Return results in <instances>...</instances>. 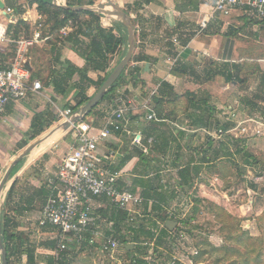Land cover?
<instances>
[{
  "label": "crops",
  "instance_id": "0c3cea01",
  "mask_svg": "<svg viewBox=\"0 0 264 264\" xmlns=\"http://www.w3.org/2000/svg\"><path fill=\"white\" fill-rule=\"evenodd\" d=\"M1 1L5 6L7 1H11L16 7V10L14 9L16 20L10 24H14L17 19L27 22L33 30L30 37L32 38L34 32L38 31L33 29L39 18L35 4L31 5L30 0ZM99 1L95 0V3ZM66 2L67 0H51L52 4L59 6H66ZM213 2L214 0H157L148 4L142 3L138 9L139 17L136 25L137 32L141 31V36L136 37L134 52L125 71V79L112 89L110 88L108 97L97 105L89 118H87L89 115H86L83 119L92 125L93 133H96L102 126L104 117L114 108L113 99L117 95L123 96L126 104L124 116L127 122L121 130L111 131L110 135L99 143L98 152L107 168L121 172L119 187L137 192L144 198L143 204L140 205L144 211H136L132 208L133 206H130L125 209L128 216L130 212H135L141 217L149 216V219L156 221L160 227L162 226L161 217L172 219L166 213L167 209L171 208L169 205L183 203L185 198H188V193L195 190L197 186L201 188L203 185L202 182L196 183L198 176L191 175L198 165V155H200L198 151L201 150L200 145L205 148L208 135L213 138H219V135L213 133L211 129L187 126L190 119L179 110L183 106L182 102L172 121L153 120L158 127L157 132L154 133V137L158 136L156 137L158 144L161 141L160 136L167 129H173L174 134L168 138V147L162 149L165 155L161 150L151 151L148 147L152 144L153 136L151 135L153 134L146 139V144L142 139L148 135L147 127L151 124V121L146 119V106L151 108L152 96L158 93L159 87L165 85L168 88V99L173 98L175 94L192 91L198 93L200 97L206 96L207 103L217 108L212 98L227 97L231 93L236 94L235 97H237L241 92H254L264 72V21L256 20L246 8H234L227 14H216L211 17ZM101 15V23L106 28H112L118 22L114 18ZM129 16L134 18L135 14L132 13ZM113 32L117 34L116 31ZM8 37L11 40L21 38L12 39L9 34ZM43 38L47 39V37ZM174 38L176 43L172 41ZM46 39L34 43L23 53L30 73H38L42 78L47 77L49 65H52L54 71L61 69L58 60L52 59V56L56 54V52L53 53L54 46L50 45ZM185 40L186 44H182ZM167 42L173 45L169 55L176 57L178 61L173 65H170L167 59L169 57L166 53ZM57 50H60V61L69 63L77 69L85 66V58L75 44L63 40L57 44ZM114 55L106 71L113 66ZM15 56L14 43H5L0 51L1 65L8 67ZM207 59L220 63L245 65L249 82H255V84L248 85L247 81L245 88H241L226 82L222 76H216L208 82H201L205 75L204 62ZM175 65L181 66V70L185 73L173 72ZM188 67H192L191 71L195 74L190 73ZM106 71H90L88 76L98 83L104 78ZM195 75H198V78ZM33 80L41 83L40 91L30 92L19 102L8 103L0 117V172L10 163L15 154L59 121V111L70 108L66 105L75 104L72 95L64 98L54 92L51 84H44L39 77H34ZM218 80L225 84L219 91L217 87L219 83H215ZM96 91L95 85L89 86L85 95L89 99ZM223 107L236 110L233 104ZM235 116L236 111L229 117L230 121L235 123L230 133L235 131L237 123L240 122ZM33 134H36L35 138L30 139ZM137 134L141 137L139 145L133 142V137ZM164 143L161 144L164 145ZM61 150L62 148H59L51 155L43 153L36 159L37 161L40 160L39 158H45L42 167L44 182L34 180L31 184L35 187H38V183L40 186L43 185L42 188L48 195L51 190V180L54 179L63 158ZM140 150L144 154L143 158L138 155ZM176 154L179 159L173 160ZM206 170L203 164L199 176ZM164 179H167L166 183ZM186 179L188 184L184 181ZM93 207L98 224L101 221L100 215L106 214L110 217L112 209L115 208L106 198L97 199ZM103 219L111 224L105 216ZM48 231L51 234V230ZM87 244H89L88 241Z\"/></svg>",
  "mask_w": 264,
  "mask_h": 264
},
{
  "label": "rangeland",
  "instance_id": "374dc122",
  "mask_svg": "<svg viewBox=\"0 0 264 264\" xmlns=\"http://www.w3.org/2000/svg\"><path fill=\"white\" fill-rule=\"evenodd\" d=\"M118 1L120 7L124 9V3H129L130 0ZM131 19L133 18L131 17ZM134 35L136 38L138 33L134 31ZM125 51L126 45L123 44L114 55L113 67L118 59L124 56ZM215 83H219L217 84L218 91L225 86L221 80ZM249 84H255V82H249L248 80ZM251 93L241 92L237 97H235L236 94L232 93L227 97L219 98L216 96L212 98V102L217 107L218 115L217 113L215 115L217 120H224L231 116L230 111L229 114H226L228 110H225L223 106L234 105L236 108L235 118L240 121V128L232 133L233 135L237 134L234 137L245 140L244 150L252 154L258 163L247 166L244 157L238 153L239 155L233 158L237 161L240 169L245 167L244 174L241 175L235 169L232 165L233 158L229 157H224L216 162L219 164L217 169H220L219 174L221 177L218 176L215 169L202 171L200 176L198 173L199 179L196 183L202 182L201 188L197 186L195 190L188 193V198H185L183 203L169 205L173 208L172 219L177 220V224L173 228L174 231L162 237L163 239L159 245H155L156 242L152 239L147 240L148 243L142 246L143 253L145 252L146 255L141 254L138 259L144 261L145 264H170L173 258H177L178 264H226L227 259L252 260L251 257L255 256L257 252H264V191L262 193L258 191V189L264 187V110L250 109L249 106L245 105L244 101L249 99ZM89 117L90 115L87 116V118ZM55 123L48 131L57 125L58 121ZM241 127L244 130H241ZM211 130L216 134L214 127ZM71 134L72 132L68 130L60 136L57 135L49 143L43 146L42 144L38 145L27 156L23 157L22 161L20 160V166L16 169L14 166L10 173V177L11 175L13 177L10 178L2 192L0 206L2 209L6 194L13 182H16L10 207L14 206L15 203V206L27 205L28 208L22 215L17 217L8 208L7 210L10 216H14L12 224L16 223L17 226L14 231L24 233L29 251L35 249V252H27L22 256L13 255L11 258L13 264H45L42 256L51 255V251L44 248V243L49 240L56 241V239L52 238L54 235L49 234L48 230L43 231L38 226L39 212L44 202L41 200L42 193H37L31 203L26 204L25 201L31 195L33 189H42L43 186H40L39 183L38 187L31 184L34 180L44 182L42 167L45 158H39L40 160L37 161L36 159L43 153L51 155L59 148H62L61 151L64 156L68 151V147L73 143ZM222 139H225V136ZM235 144L240 146L242 142H230L229 148L235 149ZM20 152L14 155L10 163ZM10 163L5 165L0 172V179ZM164 180V183H166L167 179ZM194 199L200 200L197 205L198 212L196 213H193L192 210L193 205H195ZM132 208L136 211H144L143 207L140 208V205L137 207L133 205ZM191 216H194L192 221L189 220ZM100 219L99 224L97 223L100 234H109L121 241L113 255L100 250L98 243L100 237L94 244H86L85 241L89 236L87 235L84 241L67 240L66 249L60 251L57 256H51L57 258L60 253L65 252L68 258L72 256L68 264H129L136 257L127 254L125 243L121 240V236L126 235L127 229L132 228L137 231L139 226L143 225L144 229L151 231L155 236L161 234L162 226L160 227V224L149 219V216L141 217L135 212H130L126 221L118 223L111 221V224H109L103 219L102 215H100ZM65 238L70 239V236L67 235ZM158 254L159 259H155ZM244 256L246 257L242 258ZM29 257H34V261H29ZM262 258H264V255L260 260L261 264H264ZM218 259L226 260L216 261Z\"/></svg>",
  "mask_w": 264,
  "mask_h": 264
},
{
  "label": "trees",
  "instance_id": "16d2710c",
  "mask_svg": "<svg viewBox=\"0 0 264 264\" xmlns=\"http://www.w3.org/2000/svg\"><path fill=\"white\" fill-rule=\"evenodd\" d=\"M154 1L157 0H134L132 3H124V10L126 11V13L129 15L132 13L135 14V17L131 19L135 27V32H137L138 30L136 28V25L138 24L137 18L139 17V15L137 13L139 6L142 3L148 4ZM29 3L31 5L35 4L37 13L39 15V18L36 20L33 29L38 30L41 35V38L47 37V42L50 45L54 46L55 50L53 49V53L56 52L55 56H52V59H56V61L58 60L59 64L61 65V69L59 71H54L52 69V65H49V72L47 77L45 78L40 77L38 73H31V80H33L34 77H39V79L43 81L44 84H51L53 86L54 92L63 96L64 98H67L72 95L75 104L72 106H66H69L72 110L78 109L88 100L85 95L86 89L92 85H95L98 89L100 85L104 82V80L107 78V76L110 74L111 70L113 69V66L108 71L106 70L109 68L113 55L116 53L119 47L125 44L127 51L126 28L120 22L115 23L114 27L112 28H106L101 23L102 15L100 13L87 9L74 10L71 8L75 6L79 7L83 5H93L95 3V0H67L65 7L52 4L51 0H30ZM6 5L13 7L16 10V7L12 4L11 1H7ZM67 26L70 27V31L66 35L60 34V30L63 27ZM32 31L33 30L31 29L30 25L22 19H17L14 24H10L8 26V34L12 39H17L19 37L30 38L32 35ZM113 31H116L117 34H115ZM137 33L138 36H141L140 30ZM63 40L65 42L75 44L80 48L86 62L83 68L77 69L69 63L60 61V50L56 51V48L57 44ZM186 42V40L182 41V44H186ZM166 45L171 52V48L173 47L172 43L167 42ZM120 59H118L116 64L120 61ZM177 62L178 61H176L175 63ZM204 63L205 64L203 67L205 75L201 79V82H208L216 76H222L226 82L236 84L241 88H245L248 81V73H246L247 68L245 67V65L241 66L234 63H220L212 59H207ZM176 65L172 69L173 72L185 73L184 70H181V66L176 67ZM127 67L128 66H126L121 76L112 85L111 89L115 85H117L121 80L125 79V71L128 69ZM188 68L190 69V73L195 74L194 71H191L193 70L191 69L192 67ZM90 71H106V75L98 83H95L88 76V72ZM195 77L198 78V75H195ZM261 78L262 79L260 80V83L256 90L249 95L248 100L246 99L244 101L245 105L249 106L250 109L264 110V72L262 73ZM108 95L109 93H107L101 101L105 100ZM101 101H99L97 105H99ZM182 102L183 106H181L179 110L189 117L190 122L187 126L194 127L196 129H212L214 127L216 132L220 131L218 133L219 138H213L212 136L208 135L205 148L201 147L200 145L201 150L199 149L198 151L200 154L198 155V165L194 173H192V177H197V174L200 172V168L203 166V164H205L207 170L215 169V172L218 174V176H220V169H217L219 164H217L216 162L220 159L222 160L224 157L233 158L234 156L239 155L238 153H240L242 157H244L245 165L248 166L252 165V163H258V161H255V159L253 158L252 154L244 150L243 144L245 140L242 138L234 137V135L229 132L230 129L235 126V124L231 123L232 121H230V118L224 120L216 119L215 115L216 113L218 115V112L216 111V108L214 106H211L207 103L206 96L200 97L198 93L192 91H185L181 94H175L173 98L168 99V88L163 85L161 86V88L159 87L158 93L152 96L151 108L157 120L167 119L172 121V119L176 117L177 108L181 105ZM97 105L90 111L88 115L94 112ZM150 121L151 124H149L147 127L148 135L142 140L146 144V139L149 137V135L153 134L151 135L153 136L152 144L149 145L148 149L150 148V150L153 152H158L159 150H161V152L164 154L162 149L168 147V138H170L171 135L174 134V130L171 128L167 129L168 133L167 131H165V133L160 136L161 141L158 144V138H156L158 136L156 135V137H154V133L157 132L158 127H156L153 120ZM35 136L36 134L31 135L30 139L35 138ZM223 136H225V139H222ZM234 141H241L242 144L240 146L238 144H235V149L229 148L230 142ZM162 142H165L164 145L161 144ZM138 155L142 158L144 156L141 150L138 151ZM178 159L179 156L176 154L175 159L173 160ZM232 160V165L235 167V169L239 171L241 175L244 174L245 167H242V169H240L237 161L234 160V158ZM21 161H19V163L15 165V169L20 166ZM184 181L186 184H188L187 179ZM15 183L16 182H13L8 193L6 194L2 209L0 211L2 242L6 249L8 264H13L11 260L13 255L22 256V254H26L27 252H35V249H32L30 251L28 250L26 246L27 238L25 237L24 233H16L14 231V229H16L17 227L16 223L12 224L14 216H10L7 210L8 208L9 211L17 217L22 215L28 208L27 205H22L19 207L15 206V203V207H10V201L12 199V193L14 191ZM253 187L255 188L254 185ZM258 191L259 193H262L264 191V187L258 189ZM37 193H42L41 200L42 202H45L48 197V194L47 191L42 188L33 189L31 195L28 196L25 203H29V199L37 195ZM33 199H31L30 202H32ZM194 201L195 205H193L192 210L193 213H196L198 212L197 205L200 203V200L194 199ZM103 216H105V218H108L110 221H115L116 223H118L121 221H126L128 218V213L125 209L120 210L115 207L112 209L110 217L106 214ZM193 217L194 216H191L189 220L192 221ZM168 219L169 218L164 216L161 217L162 231L160 232L161 234L156 236L151 231L144 229L143 225L139 226V229L137 231L133 230L132 228L127 229L128 231L126 232V235L121 236V240L123 243H125V245L128 243L133 245V249L126 250L125 248V251L127 252V254L135 255L136 257L129 264H145L144 261L138 258L141 254L146 255L145 252L143 253L144 250L142 249V246L148 243L147 240L150 241L154 239L156 242L155 245H159L161 240L163 239L162 237H165L168 233H172L174 231H169L165 227V222ZM45 230L50 229L44 228L43 231ZM85 242L87 244V241ZM44 245L45 249L54 250L56 246V241L49 240L44 243ZM263 255L264 252L261 253L259 251L255 256L251 257L252 260L241 261L240 259H227L228 261H226V264H261L260 260ZM70 257L68 258L67 253L62 252L57 258L51 255H45L42 256V259L43 261H45V264H68L71 261ZM158 257H160L159 254L155 257V259ZM245 257L246 256L242 258ZM263 259L264 258H262V260ZM224 260L226 259H218L216 261ZM29 261H34V257H29ZM175 264L178 263L176 262Z\"/></svg>",
  "mask_w": 264,
  "mask_h": 264
},
{
  "label": "built area",
  "instance_id": "2783aa9c",
  "mask_svg": "<svg viewBox=\"0 0 264 264\" xmlns=\"http://www.w3.org/2000/svg\"><path fill=\"white\" fill-rule=\"evenodd\" d=\"M234 8H246L249 13L259 21H264V0H214L211 14H227ZM16 20L14 8L5 6L0 9V51L5 43H14L16 56L8 67H3L0 62V117L5 107L10 102H19L27 97L30 92L38 93L42 88L38 80H31V73L26 66L23 53L34 43L42 41L38 31L32 38L21 37L11 40L8 37V25ZM70 27L60 30L66 35ZM176 43V38L172 40ZM166 53L169 55L170 50ZM170 65L176 62V57L167 58ZM112 110L104 117L102 126L93 133L92 125L80 120L69 131L72 132L73 143L63 156L56 175L51 180L50 193L42 205L38 217V226L41 229H50L57 241L56 248L50 254L57 256L67 247V240L77 242L88 241L89 244L99 243L100 250L114 254L119 246V241L112 235H101L98 230V222L94 213V203L97 199L106 198L117 209L124 210L127 207L142 205L144 198L137 192L122 189L118 182L121 172L111 170L103 164L98 152V145L110 135L111 131H119L127 122L125 115L126 104L122 95H117L112 101ZM147 120H157L153 110L147 107ZM225 110L234 115L230 107ZM73 110L66 108L58 113L59 121L67 119ZM237 123L235 130L240 128ZM241 130H244L241 127ZM220 132V131H219ZM219 132H216L218 135ZM235 134L234 136H236ZM133 142L139 145L141 137L134 135ZM173 208H168L167 215L172 216ZM67 235L70 239L65 238ZM177 258H173L170 264H175Z\"/></svg>",
  "mask_w": 264,
  "mask_h": 264
},
{
  "label": "water",
  "instance_id": "95a60500",
  "mask_svg": "<svg viewBox=\"0 0 264 264\" xmlns=\"http://www.w3.org/2000/svg\"><path fill=\"white\" fill-rule=\"evenodd\" d=\"M5 4L0 0V9H3ZM65 7V6H64ZM74 10H92L97 13L103 14L107 17L114 18L118 22L122 23V25L126 28L127 31V51L125 55L120 59V61L113 67L110 74L104 80V82L100 85L97 91L94 93L92 97H90L82 106H80L76 111H74L67 119L58 121V124L55 125L52 129L46 132L44 135L35 139L32 143H30L26 148H24L17 157L10 163V165L5 170L3 176L0 179V198L3 190L6 188V185L10 178V173L13 167L19 163L23 157L27 156L35 147L41 145L46 141L51 135L60 131L61 134L63 132L68 131L76 122L83 120L86 115L90 113V111L102 100V98L109 92L112 85L116 82V80L121 76L122 72L131 61L134 48H135V27L132 23V20L129 14L120 7L118 0H100L99 2L93 5H83V6H75L71 7ZM27 66V65H26ZM1 211V206H0ZM177 224V221L173 219H168L165 222V227L171 231L174 226ZM126 250H130L133 248V245L128 243L125 245ZM0 258L1 264H8L7 262V253L6 249L2 242V228H1V218H0Z\"/></svg>",
  "mask_w": 264,
  "mask_h": 264
},
{
  "label": "bare ground",
  "instance_id": "6f19581e",
  "mask_svg": "<svg viewBox=\"0 0 264 264\" xmlns=\"http://www.w3.org/2000/svg\"><path fill=\"white\" fill-rule=\"evenodd\" d=\"M57 135H61V132L60 131H57L56 133H54L53 135H51L46 141H44V143L42 144V146L43 145H45V144H47V143H49V142H51L55 137H57Z\"/></svg>",
  "mask_w": 264,
  "mask_h": 264
}]
</instances>
